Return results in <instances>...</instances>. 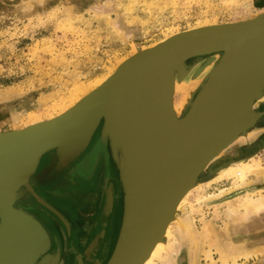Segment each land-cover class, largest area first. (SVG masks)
<instances>
[{
    "label": "bare ground",
    "instance_id": "6f19581e",
    "mask_svg": "<svg viewBox=\"0 0 264 264\" xmlns=\"http://www.w3.org/2000/svg\"><path fill=\"white\" fill-rule=\"evenodd\" d=\"M229 2L230 1L228 0V3ZM233 2H230L229 4L232 5ZM159 3H157V5ZM263 15L264 8L258 10L257 13L249 18L236 20L231 24L239 25V23L254 18H260ZM212 20H210V18H205L201 22H198L197 25L183 32L175 31L171 33L172 31H169L171 34H167L162 40L157 41L150 46H144L141 51L134 50L130 56L118 60L115 66L108 67L109 70L107 69V74L98 76V78L94 80L92 79V81L82 82L80 84L76 83L77 85H74L70 90L67 89L68 92H66L63 97L60 96L59 99L53 100L51 105L42 113L33 112L31 115H27L25 126H29L36 122L39 123V121L46 119L51 120L54 117L61 115V113H64L77 102L81 101L83 97L88 95V93H91L92 90L105 83L121 68V66L125 65V63H137L144 58V54L158 51L165 45L184 36L183 33L187 34L200 29L214 28L220 25L216 24L214 19ZM253 53L254 47H245L241 49L222 48L191 56L184 60L182 65L177 64L178 62L171 65V67L161 73L162 76L160 77H164L165 79L169 78L172 97L169 99L161 98V100H164L158 101L149 106L143 98L147 91L151 89V86H153L151 84L155 78L150 80L145 85L144 89L146 91L144 92L143 90L144 93L142 92L143 94L139 103L143 121L141 127V145L139 147L141 156L146 159V161L147 159L152 160L154 165L163 164L171 158L178 151L187 137H189L193 131L196 130L207 117H209L222 99L237 85L241 75L244 73L250 62ZM210 76L212 77V81L207 85L211 78ZM263 81L264 70L257 91L247 108H251V113L252 110L258 112L256 105L259 103V100L264 98V89L262 88L261 91L259 90ZM118 86L120 85L109 87L107 93L98 98V100L104 104L103 111L107 115L109 124H102L99 126V129H97V132L93 135V137H96L89 152L80 160L81 174L83 175L88 173L98 157H101L102 155L106 166L108 163H112L117 171L119 181L121 175H119L120 169L116 165L118 164L116 163L117 158H115L112 149L115 152H118L119 155L120 151L116 150L117 142L115 139L117 133L122 132L124 128V109L128 104L132 89L131 80L127 79L121 87ZM54 95L52 94L50 98H54ZM0 97H2V94H0ZM48 101V98H39V106ZM97 109V104H91L89 110L86 111L83 116L75 118L69 127L57 130L46 140V143L58 144L60 146V154L57 155L58 167H61L62 163L69 160V157L78 151L83 141L87 138L89 133L88 129L94 122L93 116L97 112ZM13 120H18V116H14ZM257 121L258 119L255 123H257ZM252 127H247L241 131L239 130L236 135H234L236 137L232 143L235 142L237 144L228 150L233 157L240 159L239 157L242 156V150L239 151L240 144L244 145V150L248 152L250 148L248 145L260 132L259 129ZM20 142L28 143L32 141H30L29 138ZM20 142L12 145L10 142H7V147L0 146V200L6 198L7 195L16 192V180L24 175L29 166V157L32 152L28 154L27 159V154L22 151L23 146ZM17 144L22 147L18 148ZM229 146L230 144L218 149L212 154V159L210 161H214L216 158L225 154ZM141 169L142 167H137V169L133 170L131 174L133 182L139 178ZM205 169L206 168L202 170L201 168L202 171L198 170L191 178L173 207L161 233L151 246L147 256L141 264H200L201 255L207 260V264H216V262H220L221 264H231L238 263L240 258L247 259L252 255L256 256L262 251V249L256 244L253 245L251 250H246L244 248L245 242L243 237L242 239L240 238L241 242L238 243H221L219 238L220 230L217 229L209 219L206 220L199 217L202 223L199 230L193 225L195 222L194 215L196 213H200L199 215L202 214L200 211L202 210L200 208L202 203L218 197L223 201L214 204L215 207H218L223 203L227 204L225 211H223L225 212V220L227 221L225 223L226 226L242 223L245 219L255 218L264 213V189L261 188V184H264V165L259 157L250 156L245 159L243 157L241 160L231 162L228 165L226 164L225 167L218 171L219 174L207 182H202L205 177ZM228 179H232L229 187L220 188L217 192L209 194L205 193L203 187L214 182ZM111 191L112 189L110 188L108 193ZM228 192L233 194L228 196ZM121 193L122 190L120 191V194ZM193 193H197L196 197H192ZM122 196L120 197V200L122 201V206L120 207H122L123 214ZM191 197L193 199H191ZM117 210L115 211L118 212ZM116 212L114 214H116ZM120 217L122 218V215ZM218 217L219 216L217 215V218ZM113 220L114 223L111 227H113V232H115L118 223H121V220L118 222L115 216ZM1 222L2 220L0 219V224ZM257 229L260 230L261 228ZM256 236V234H253L250 238L255 239ZM31 239L32 231L29 221L23 219L21 216L16 219L14 225H8L7 227H2L0 229V243L6 241V245L8 246L12 242V246L26 244L28 241H31ZM110 242H113V240ZM213 250L218 255L217 260L214 258ZM11 251V246L9 248H4L3 250L0 248V256L3 257V253L9 254ZM58 252L59 250L56 249L55 253H50L49 256L45 259L42 258L36 264H58ZM96 261L97 260L94 262L92 261L89 264H98ZM75 264L85 263L80 256H77Z\"/></svg>",
    "mask_w": 264,
    "mask_h": 264
},
{
    "label": "rangeland",
    "instance_id": "374dc122",
    "mask_svg": "<svg viewBox=\"0 0 264 264\" xmlns=\"http://www.w3.org/2000/svg\"><path fill=\"white\" fill-rule=\"evenodd\" d=\"M156 2L160 3L157 5ZM229 3L228 0H0V94H2L0 97V133L22 130L37 124L38 122L25 126L27 115L33 112L42 113L53 100L59 99L60 96L63 97L74 85L92 81L98 76L107 74L109 68L115 66L118 60L130 56L134 50L141 51L144 46H150L162 40L167 34L175 31L183 32L205 18L214 19L216 24L220 25L231 24L236 20L249 18L264 8V0H235L232 5ZM52 94H55L54 98H50ZM44 97L49 101L39 106L38 99ZM256 106L258 111H264L259 110L261 106L264 107V98L259 100ZM13 115H17L18 120H13ZM263 117L264 115L261 118ZM43 121H48V119ZM253 127L259 129L260 132L248 146L253 145L257 138L264 134V125L258 127L255 123ZM231 144L225 154L208 165L205 178L212 179L226 164L241 160L243 157L245 159L258 156L264 165V146L250 150L238 159L228 151L237 143ZM89 145L67 166L90 150ZM244 148L245 146L240 144L239 151H243ZM51 152L55 154L54 151ZM38 167L35 174L37 172L40 174L45 170V166L39 170ZM104 169L105 167L101 169L97 167L94 171L92 168L84 178L92 179L89 183L96 184L101 179L105 181V186L107 183L111 185L110 188L114 193L113 207L107 216L103 214L106 196L101 205L97 207L95 193L92 194L94 189H90L89 185L81 189L80 183L76 186L72 185L76 180L61 182L55 179L49 186L51 189L54 187L57 192L68 193L69 201L74 202L72 204L76 207L79 217L96 213L97 231L104 229L106 233L107 225L108 229H111L113 216L118 222L121 220L122 201L120 197L122 193L120 194V182L115 168L110 173L109 170ZM35 174L31 176V179ZM231 180L214 182L203 188L206 194L217 192L220 188L229 187ZM72 188L74 190H71ZM261 188L264 189V184H261ZM228 194L231 196L233 193L228 192ZM39 195L67 220L66 214H71V212L66 204L63 206L62 201L60 202L62 199H56L55 194L51 197L52 199L43 194ZM196 195L197 193H193L192 197ZM25 198L32 199L33 202L24 204V207L22 200ZM222 201L218 197L202 203L200 211L203 215L196 213L193 225L199 230L202 225L199 217L209 219L220 230L221 243H238L243 237L246 250H251L255 244L262 249L256 256L252 255L247 259L240 258L241 261L231 264H264V213L255 218L245 219L242 223L226 226L227 221L223 211L227 204L214 206ZM17 204L26 211L33 208L43 209L61 223L55 214L37 203L29 194ZM26 206L29 208L27 209ZM119 224L120 222L117 230L108 237L110 239L109 250L107 249V254L103 255L99 264H105L110 256L117 238ZM253 234L257 235L255 239L250 238ZM112 240L113 242H110ZM79 253L81 254V249ZM77 256L67 260L66 264H74ZM214 258L215 260L218 258L216 252H214ZM200 264H207L203 255L200 257ZM216 264L221 263L216 262Z\"/></svg>",
    "mask_w": 264,
    "mask_h": 264
},
{
    "label": "water",
    "instance_id": "95a60500",
    "mask_svg": "<svg viewBox=\"0 0 264 264\" xmlns=\"http://www.w3.org/2000/svg\"><path fill=\"white\" fill-rule=\"evenodd\" d=\"M183 34L184 36L158 51L144 54V58L137 63H125L105 83L62 115L22 130L0 133V144H2L0 146L7 147V142L12 145L29 138L30 141L35 142H20L27 159L28 154L32 152L29 166L24 175L16 180V192L0 200L2 220L0 229L14 225L16 219L21 216L29 221L32 239L26 244L14 246H12L13 242L8 246L6 241H2L0 248L3 250L11 246L12 251L9 254L3 253V257L0 256V264H36L50 255L51 241L47 230L37 218L17 204L25 195L29 194L37 203L55 214L69 230V223L65 217L34 190L30 179L44 154L51 151H54L56 156L60 154V146L46 143V140L57 130L69 127L75 118L83 116L91 104H97L98 109L93 116L94 122L88 129V136L78 151L62 163L61 167H65L87 148L100 125L109 124L107 115L103 111L104 104L98 100L107 93L109 87L116 85L121 87L127 79L131 80L132 84L128 104L124 109V128L122 132L117 133L115 139L117 142L115 149L120 151L119 155L112 149L117 158L116 165L121 172H119V175L121 174L119 182L123 195V214L114 247L105 264H141L194 174L201 168L202 170L207 168L212 162L210 161L212 154L231 144L239 130L252 127L256 120L264 115V111L252 110L251 113V108L247 109L257 91L264 70V15L239 25L224 24ZM245 47H254V53L237 85L229 91L209 117L187 137L171 158L161 163L162 165H154L152 160L146 161L139 152L143 125L139 103L142 94L146 91L145 85L155 78L151 84L153 86L150 85L151 89L143 98L147 105L163 101L164 99L161 98L169 99L172 97L169 78L160 76L171 65L177 62L182 65L184 60L197 54L222 48ZM211 81L212 77L207 85ZM262 88L264 89V81L259 90L261 91ZM17 146L22 147L19 144ZM58 166L59 164L57 168H61ZM137 167L142 169L139 178L133 182L131 174ZM208 179L210 177H204L203 181ZM112 195L111 191L105 198L103 214L106 216L113 207Z\"/></svg>",
    "mask_w": 264,
    "mask_h": 264
},
{
    "label": "flooded vegetation",
    "instance_id": "af4514ba",
    "mask_svg": "<svg viewBox=\"0 0 264 264\" xmlns=\"http://www.w3.org/2000/svg\"><path fill=\"white\" fill-rule=\"evenodd\" d=\"M259 110H264V107L261 106ZM263 125H264V117L261 118V120L257 122L258 127L263 126ZM95 137H93L92 142L90 144L93 143ZM262 146H264V134H262L261 136L257 138V140L253 143V145L250 146L248 151L255 150ZM88 152L89 150L83 153L82 156L77 161H75L74 163H72L71 165L67 166L64 169L63 167L57 168L58 158L53 152H50L48 155L43 156V158L40 161L39 167H38V170H39L45 166V170L40 174H38L37 172V174H35L31 179V183L34 185L35 190L39 194H43L47 196L48 198H51L56 195L57 196L56 199H62L60 200V202L62 201L61 203L63 204V206L64 204H66L67 209L71 212V214H66L67 215L66 218L69 221L70 228H71V234L68 236L64 226L61 223H59V221L55 219L53 216L46 213L43 209H40V210H36L35 208L28 209L29 207L26 206L28 209L27 211L33 214L37 219H39L42 222V224L45 226V228L47 229L50 235V238H51V242H52L50 252L55 253L56 249L59 250L58 252L59 253V261H58L59 263L58 264H66L67 260H71V258H74L77 255H79L82 258L85 264H89L90 262L92 261L94 262L95 260H97L99 264V262H101V260L103 259V255L107 254L108 244L110 240L108 237H110V235L113 232V227H111L112 230L110 228L108 229V225L106 227V233L104 229L98 232L97 226L95 223L96 213L93 215L91 214V216H87V217H84V216L79 217V214L76 211V207L72 204L74 202L71 203L69 201L68 193L64 194V193L57 192L55 191L54 187L51 189L49 186V184L55 179L60 180L61 182H67L68 180L71 182L73 180H76L74 184L72 185L76 186V184L80 183L81 189L84 186L89 185L90 189L91 188L94 189L92 194L95 193V196H96L95 197L96 203L93 201L92 203H95L97 207L100 206L102 201L104 200V197L107 196V193L111 185L107 183L105 186L104 185L105 181L104 180L102 181L101 179L97 182L98 184L96 183L97 185L93 182L89 183L92 179L88 180L84 178L88 173H86L85 175L81 174V166H80L81 161L80 160L84 158ZM245 153H248V152H246V150H243L242 155ZM97 167H99L100 169L101 167L102 168L105 167L104 170L107 171L108 169L109 173L114 169L111 162L108 163L107 166L105 165L102 155L101 157H98V159L92 166L94 171L97 169ZM87 182L89 184H87ZM71 190H74V188H72ZM113 196H114V193H113ZM32 202H33L32 199H28V198L27 199L25 198L22 200L24 207H25L24 204H28ZM113 219H114V216H113ZM113 223H114V220H113ZM113 223H112V226H113ZM72 236L74 238H72ZM80 249H81V254L79 253ZM74 264H75V261H74Z\"/></svg>",
    "mask_w": 264,
    "mask_h": 264
},
{
    "label": "crops",
    "instance_id": "0c3cea01",
    "mask_svg": "<svg viewBox=\"0 0 264 264\" xmlns=\"http://www.w3.org/2000/svg\"><path fill=\"white\" fill-rule=\"evenodd\" d=\"M28 212V211H27ZM28 213H30V212H28ZM31 214V213H30ZM33 215V214H32ZM34 216V215H33ZM35 217V216H34ZM85 217H87V215H85ZM36 218V217H35ZM39 220V219H38ZM40 221V220H39ZM68 221V220H67ZM41 222V221H40ZM62 223V222H61ZM62 225L64 226V228H65V230H66V233H67V235L69 236L70 235V232H71V228H70V225H69V230L66 228V226L62 223ZM44 226V225H43ZM46 229V228H45ZM47 230V229H46ZM48 232V231H47ZM49 234V233H48ZM57 234V233H56ZM49 238H50V235H49ZM50 241H51V238H50ZM51 244H52V242H51ZM50 249H51V247H50ZM51 252H50V250H49V254H50Z\"/></svg>",
    "mask_w": 264,
    "mask_h": 264
}]
</instances>
